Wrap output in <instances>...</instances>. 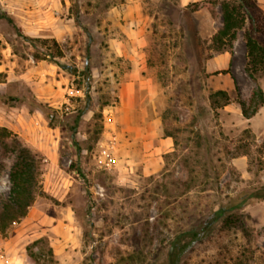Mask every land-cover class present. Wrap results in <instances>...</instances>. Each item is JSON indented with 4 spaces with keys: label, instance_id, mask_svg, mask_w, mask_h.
<instances>
[{
    "label": "rangeland",
    "instance_id": "obj_1",
    "mask_svg": "<svg viewBox=\"0 0 264 264\" xmlns=\"http://www.w3.org/2000/svg\"><path fill=\"white\" fill-rule=\"evenodd\" d=\"M220 2L0 0L13 19L0 16V129L42 158V192L0 230V264H167L223 205L241 226L215 223L180 264H264V198L251 197L264 186V104L246 118L237 102L264 74L245 71L243 30L232 50L214 46ZM13 161L2 144L0 206Z\"/></svg>",
    "mask_w": 264,
    "mask_h": 264
},
{
    "label": "trees",
    "instance_id": "obj_2",
    "mask_svg": "<svg viewBox=\"0 0 264 264\" xmlns=\"http://www.w3.org/2000/svg\"><path fill=\"white\" fill-rule=\"evenodd\" d=\"M223 24L213 35V44L217 50L230 51L233 49L234 42L238 33L244 31V39L246 44V63L245 71L255 81L264 74V12L260 9L257 0H221ZM0 16L7 17L13 21L12 17L1 13ZM76 22L83 27L81 15L78 10ZM248 24V25H247ZM197 34V33H196ZM27 40H35L25 35ZM44 43L50 42L51 39H39ZM56 46L59 55L62 54L60 44L56 40H52ZM39 57V56H38ZM61 64L66 69H71L70 65ZM87 72H90L89 63L86 64ZM223 95L225 105L231 102V98L224 90L217 91L216 95ZM87 107L92 103L90 91H86ZM237 102L240 104L243 115L251 118L258 109L264 104V89L257 86L249 99H244L241 94H237ZM249 103V104H248ZM0 148L2 144L6 149L13 152L14 161L8 172L9 190L6 199H3L0 206V230H7L14 222L22 220L28 213L29 208L34 203L41 187L39 181L41 160L42 158L29 147H27L16 134L3 127L0 129ZM251 197L264 198V186L256 189ZM237 205H223L213 211L206 220L199 225L185 231L188 235L186 241L180 244L175 240L170 249L167 264H180L183 255L193 250L195 245L210 239L213 234V225L218 223V230L224 233H230L232 230L241 226V215L234 211ZM44 239L40 238L32 242L28 246V255L32 260L38 261L41 253L31 249L39 243H43ZM51 254V262L54 259V251L52 247L49 250Z\"/></svg>",
    "mask_w": 264,
    "mask_h": 264
},
{
    "label": "crops",
    "instance_id": "obj_3",
    "mask_svg": "<svg viewBox=\"0 0 264 264\" xmlns=\"http://www.w3.org/2000/svg\"><path fill=\"white\" fill-rule=\"evenodd\" d=\"M160 144H169V139L168 138H161Z\"/></svg>",
    "mask_w": 264,
    "mask_h": 264
}]
</instances>
